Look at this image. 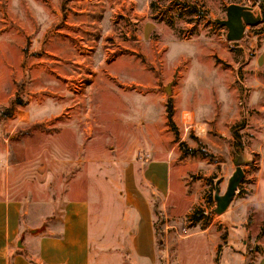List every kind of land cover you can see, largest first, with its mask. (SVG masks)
I'll return each mask as SVG.
<instances>
[{
  "label": "rangeland",
  "instance_id": "374dc122",
  "mask_svg": "<svg viewBox=\"0 0 264 264\" xmlns=\"http://www.w3.org/2000/svg\"><path fill=\"white\" fill-rule=\"evenodd\" d=\"M232 3L262 17L238 41L216 21ZM156 160L164 193L142 178ZM2 197L27 206L24 233L87 199L96 264H264V0H0ZM134 198L154 212L147 258Z\"/></svg>",
  "mask_w": 264,
  "mask_h": 264
},
{
  "label": "crops",
  "instance_id": "0c3cea01",
  "mask_svg": "<svg viewBox=\"0 0 264 264\" xmlns=\"http://www.w3.org/2000/svg\"><path fill=\"white\" fill-rule=\"evenodd\" d=\"M168 167L164 161L150 162L142 172L143 181L164 193L163 176ZM178 180L177 172H171L169 193L175 190L172 187L175 183L177 188ZM141 201L139 198L133 200L142 205L140 208V205H134L137 215L134 243L139 255L147 258L156 231L153 209ZM27 212L22 200L0 198V264H96L91 251V207L87 199L65 200L58 206L56 218L48 222L47 231H37L41 225L26 223L30 231L24 233L21 222Z\"/></svg>",
  "mask_w": 264,
  "mask_h": 264
},
{
  "label": "water",
  "instance_id": "95a60500",
  "mask_svg": "<svg viewBox=\"0 0 264 264\" xmlns=\"http://www.w3.org/2000/svg\"><path fill=\"white\" fill-rule=\"evenodd\" d=\"M219 24L226 26L228 29L227 39L230 41L240 40L245 31L246 25H257L262 21V17L258 10L255 12L252 6H245L232 3L227 7L226 19H217ZM243 162L236 160V168L228 179L227 188L221 193L219 181L216 182L214 198L216 201L215 212L217 214L224 213L230 206L238 186L244 177Z\"/></svg>",
  "mask_w": 264,
  "mask_h": 264
},
{
  "label": "trees",
  "instance_id": "16d2710c",
  "mask_svg": "<svg viewBox=\"0 0 264 264\" xmlns=\"http://www.w3.org/2000/svg\"><path fill=\"white\" fill-rule=\"evenodd\" d=\"M7 111H10V110H7ZM167 112H168V118L171 122V124L174 126V120H173V105H172V100H169V103L167 105ZM9 113V112H8ZM234 136H235V143L238 144V143H241V135L237 132H233ZM196 150H189V152H187L188 154H193L195 155L196 154ZM207 155V154H206Z\"/></svg>",
  "mask_w": 264,
  "mask_h": 264
},
{
  "label": "bare ground",
  "instance_id": "6f19581e",
  "mask_svg": "<svg viewBox=\"0 0 264 264\" xmlns=\"http://www.w3.org/2000/svg\"><path fill=\"white\" fill-rule=\"evenodd\" d=\"M185 118H187V117H185ZM199 127V126H198Z\"/></svg>",
  "mask_w": 264,
  "mask_h": 264
}]
</instances>
